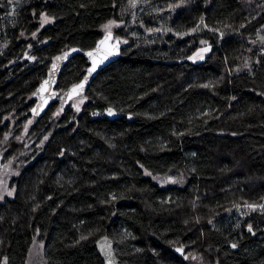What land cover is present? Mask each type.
<instances>
[{
    "label": "trees",
    "instance_id": "16d2710c",
    "mask_svg": "<svg viewBox=\"0 0 264 264\" xmlns=\"http://www.w3.org/2000/svg\"><path fill=\"white\" fill-rule=\"evenodd\" d=\"M134 1L23 0L7 27L0 156L14 193L0 202V264H29L37 247L31 264H104L102 237L121 264H264V208L245 209L264 201V0ZM8 10L0 0V16ZM113 20L129 44L80 113L71 101L54 116L84 55L23 140L50 59L92 49ZM201 41L211 52L189 61Z\"/></svg>",
    "mask_w": 264,
    "mask_h": 264
},
{
    "label": "water",
    "instance_id": "95a60500",
    "mask_svg": "<svg viewBox=\"0 0 264 264\" xmlns=\"http://www.w3.org/2000/svg\"><path fill=\"white\" fill-rule=\"evenodd\" d=\"M88 53L92 55L89 56ZM122 53V45L119 39L115 38L113 32H105L97 41L92 49L83 51L77 47H73L63 51L62 53L50 59V66L45 78L39 84L36 92L33 94L34 105L31 109V115L36 119L42 118L50 109V107L57 101L59 91L57 90L58 82L63 69L68 62L76 55H84L88 61V68L86 69L83 78L71 86L66 93L65 106L78 97L84 96L91 85L98 77V75L107 67L116 63ZM60 59H57V58ZM95 64V70L89 71ZM47 82V83H46ZM83 84L82 89L77 88L78 85ZM73 89H76L74 92ZM112 112V109H109ZM109 110L106 112L109 114ZM98 254L102 258L104 264H121L120 259L116 253V246L114 241L109 237H102L96 244ZM184 248H177L175 253L183 256Z\"/></svg>",
    "mask_w": 264,
    "mask_h": 264
},
{
    "label": "rangeland",
    "instance_id": "374dc122",
    "mask_svg": "<svg viewBox=\"0 0 264 264\" xmlns=\"http://www.w3.org/2000/svg\"><path fill=\"white\" fill-rule=\"evenodd\" d=\"M21 1L23 0H9V10L8 12H6L4 15L0 16V41H2L5 38V34L7 32V27L10 26L11 24L14 23L15 20L18 19V15L20 13V4ZM184 3V1L182 0L181 5ZM134 4L137 5L138 4V0L134 1ZM148 3L143 2V7H148ZM43 22V24L45 25H49L50 23V19L47 18V20H45V17H43V19L41 20ZM125 27V22L124 21H110L108 23H106L105 25L102 26L101 31L103 33L105 32H113L115 35V31L116 30H120L121 28ZM203 29H206L205 27L203 28L202 25L199 26V31L198 32H202ZM207 30V29H206ZM159 30L157 31H149L148 33L153 35L158 33ZM194 32V31H193ZM198 32H195L194 34H197ZM191 35V34H188ZM188 35H183L180 36V38H186ZM115 38L119 39L120 43L122 46H127L129 44V39L127 37H122V36H116ZM255 41L259 44L262 45L264 47V26L259 27L258 28V32L255 35ZM7 48V42L3 45H1L0 43V53H4V51ZM206 50V51H205ZM212 50V46L209 44V42L207 41H201L199 43V49L197 50V52L193 55V56H189V61L191 62H200L202 60H204V58L211 52ZM264 53V51H263ZM65 99H66V94H64L63 96H60L58 99V107L56 108L55 112H54V116L55 117H60L63 113V107L65 104ZM86 102V98L84 96L82 97H78L76 99H74L71 103L72 108L74 109V111L79 114L81 111L82 106L85 104ZM115 116H119V114L116 112ZM36 118L33 117L31 115V117L29 118L26 128L24 130V132L22 133L23 136V140L26 139L27 137V132L29 127L35 122ZM32 145L31 142L28 141V146ZM3 157L0 156V202L3 201L5 198H9L13 196L14 191L11 190L9 188V181L7 179V174H8V163H3L2 162ZM150 175V174H149ZM151 176V175H150ZM152 178H154L155 180L159 179L156 176H151ZM176 181L175 177L172 176H166L164 177V179L160 180L159 182L162 185H172L174 184ZM264 208V201L261 202L260 204H248L247 207L245 208L246 211H249L248 209L251 210H255V209H262ZM38 255L39 259H40V250L39 247L35 248L33 254H32V258H30L29 260V264L32 263L34 257Z\"/></svg>",
    "mask_w": 264,
    "mask_h": 264
},
{
    "label": "snow or ice",
    "instance_id": "6c2138e0",
    "mask_svg": "<svg viewBox=\"0 0 264 264\" xmlns=\"http://www.w3.org/2000/svg\"><path fill=\"white\" fill-rule=\"evenodd\" d=\"M45 20H47V17H45ZM205 51H206V50H205ZM88 55L91 56L92 54H91V53H88ZM57 59H60V58L58 57ZM94 70H95V64H93V68H92V69H89V71L91 72V71H94ZM46 83H47V82H46ZM83 87H84L83 84H80V85L77 86V88H80V89H82ZM73 91L75 92L76 89H73ZM109 114H110V115L112 114V113H111V110H109ZM233 247H235V245H233Z\"/></svg>",
    "mask_w": 264,
    "mask_h": 264
},
{
    "label": "flooded vegetation",
    "instance_id": "af4514ba",
    "mask_svg": "<svg viewBox=\"0 0 264 264\" xmlns=\"http://www.w3.org/2000/svg\"><path fill=\"white\" fill-rule=\"evenodd\" d=\"M184 255V254H183Z\"/></svg>",
    "mask_w": 264,
    "mask_h": 264
}]
</instances>
